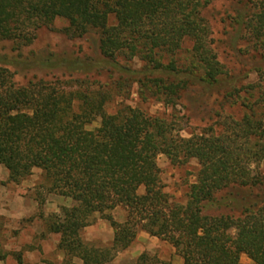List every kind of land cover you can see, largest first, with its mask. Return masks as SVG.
<instances>
[{"label": "trees", "instance_id": "trees-1", "mask_svg": "<svg viewBox=\"0 0 264 264\" xmlns=\"http://www.w3.org/2000/svg\"><path fill=\"white\" fill-rule=\"evenodd\" d=\"M215 1L0 0V39L30 42L31 30L56 19L69 22L71 38L97 30L104 57L116 61L125 54L128 61L145 63L141 72L128 70L142 76L137 82L142 98L177 108L189 77L214 90L229 76L219 58L221 40H215L206 17ZM228 1H245L251 8L248 16L232 18L244 42L239 53L264 61V0ZM185 40L193 48L190 65L182 70L175 56ZM256 73L254 86L239 90L231 84L228 98L241 101L240 118L226 116L219 132L184 138L178 119L129 106L108 115L109 96L68 92L59 80L13 90L6 87L12 74L0 71V166L15 185L41 170L47 184L39 188L73 202L46 219L48 234L60 237L65 264H109L142 232L172 246L185 264H243L242 256L264 264V69ZM97 118L100 127L87 130ZM159 156L176 166L198 163L185 202L166 192ZM236 190L260 193L237 200ZM118 208L126 212L123 222L112 215ZM97 216L114 229L109 245L83 239ZM145 260L143 255L140 264Z\"/></svg>", "mask_w": 264, "mask_h": 264}, {"label": "rangeland", "instance_id": "rangeland-1", "mask_svg": "<svg viewBox=\"0 0 264 264\" xmlns=\"http://www.w3.org/2000/svg\"><path fill=\"white\" fill-rule=\"evenodd\" d=\"M250 9L245 1L216 0L207 10L206 17L211 21L214 38L221 40L219 58L229 76L224 86L214 90H207L199 78L189 77L190 87L177 108L167 106L154 97L142 98L137 83L142 76L128 71H143L146 65L140 59L128 61L125 54L119 55L116 61L107 59L100 51L99 31H90L82 38H71L67 34L70 24L64 19H56L48 27L37 31L31 30L30 42L18 38L0 39V71L12 74V81L6 87L13 90L25 88L31 83L59 80L61 87L68 92H96L109 96L110 100L105 105L108 115H115L123 106H129L149 116L169 121L178 119L184 138L208 129L219 132L224 117L238 119L243 115L241 101L228 98L232 92L231 84L239 90L254 86L259 82L257 68L264 69V61L239 53L245 50L244 42L240 39V26L232 18L242 13L246 17ZM111 24H115L114 19ZM192 48L191 40H185L175 56L180 69L186 70L190 65ZM169 61L168 57L167 63ZM79 105L75 103L76 107ZM100 125L101 119L97 118L86 129L93 131ZM158 165L166 192L178 201L185 202L189 186L196 181L198 163L191 161L187 165L176 166L165 156H159ZM261 170L264 172V165ZM7 176V169L0 166V264H65L56 246L58 236L48 234L46 219L57 214V210L60 213L65 204L72 206L73 202L40 189L41 184H47L41 170L36 169L20 185L10 183ZM259 193V190H236L234 195L237 200H241L249 195L255 198ZM18 198L34 203L38 211L25 220L16 218L14 215L17 214L18 206L15 201ZM38 198L45 200L43 207L36 201ZM228 211L238 215L237 209ZM97 218L99 221L100 216ZM92 243L109 245L102 241ZM162 253L166 254L165 251ZM149 258L146 255L145 264H155ZM161 263L166 262L158 264ZM242 263L253 264L247 256H242Z\"/></svg>", "mask_w": 264, "mask_h": 264}, {"label": "crops", "instance_id": "crops-1", "mask_svg": "<svg viewBox=\"0 0 264 264\" xmlns=\"http://www.w3.org/2000/svg\"><path fill=\"white\" fill-rule=\"evenodd\" d=\"M7 177L9 178V176ZM15 204L18 206V208L17 214L14 216L18 219H28L38 211V208L34 206V203L27 199L25 200L24 198H18L15 201ZM55 213L59 214V211L57 210ZM112 215L117 222H122L126 212L123 209L118 208L113 211ZM84 233L85 241L88 243L102 241L104 243L111 244L115 235L111 224L108 221L102 219H100L96 225L85 229ZM51 235L53 236V234H50V236ZM59 241L60 237L58 236L56 246L59 244ZM163 251L166 252L165 255L162 253ZM27 255H29V253H27ZM143 255L150 257V261L152 260L155 264H158L159 262H166L169 264H185L184 259L176 254V251L172 246L161 242L157 238L151 237L144 232L138 235L136 242L132 245V247H130L125 252L120 253L116 259L109 264H140V259ZM59 256L64 257L61 252Z\"/></svg>", "mask_w": 264, "mask_h": 264}]
</instances>
